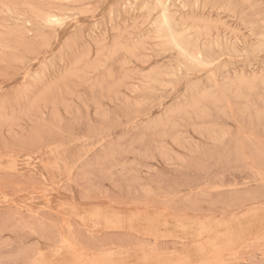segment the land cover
I'll return each mask as SVG.
<instances>
[{
    "label": "rangeland",
    "instance_id": "rangeland-1",
    "mask_svg": "<svg viewBox=\"0 0 264 264\" xmlns=\"http://www.w3.org/2000/svg\"><path fill=\"white\" fill-rule=\"evenodd\" d=\"M0 264H264V0H0Z\"/></svg>",
    "mask_w": 264,
    "mask_h": 264
},
{
    "label": "bare ground",
    "instance_id": "bare-ground-1",
    "mask_svg": "<svg viewBox=\"0 0 264 264\" xmlns=\"http://www.w3.org/2000/svg\"><path fill=\"white\" fill-rule=\"evenodd\" d=\"M163 19H162V22H163V25H164V28L167 30V37L169 40H171L173 43H175V45L177 46H181V42H182V37L180 36V34L174 32L171 28V24H170V21H169V16L166 14L165 10L163 12ZM55 18V15L54 14H50L48 15L47 17V21L50 20V21H53ZM55 21V20H54ZM161 22V21H160ZM49 23V22H48ZM55 23V22H54ZM162 25V24H161ZM186 34V33H185ZM200 46V44H198ZM180 50V49H179ZM245 76V75H244ZM218 241V240H217Z\"/></svg>",
    "mask_w": 264,
    "mask_h": 264
}]
</instances>
